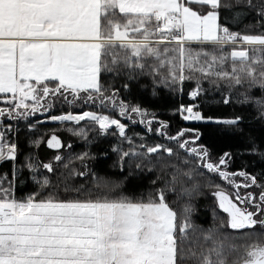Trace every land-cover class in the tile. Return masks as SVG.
Returning <instances> with one entry per match:
<instances>
[{"label": "snow or ice", "instance_id": "1", "mask_svg": "<svg viewBox=\"0 0 264 264\" xmlns=\"http://www.w3.org/2000/svg\"><path fill=\"white\" fill-rule=\"evenodd\" d=\"M222 8L235 10L236 17L253 10L260 34L230 31L220 23ZM236 44L259 45L253 53L264 52V0H0V161L15 162L18 154L19 129L12 121H26L29 130L55 121L84 140L97 125L102 134L114 126L111 134L120 139L113 151L122 170L127 163L129 169L167 171V178L157 175L145 192L129 194L123 180L89 168L93 157L87 151L67 157L57 152L48 162L26 155L20 167L33 173L34 191L17 197L13 180L0 179V264H264V169L229 172L230 153L213 160L206 145L192 146L199 134L186 137L193 130L178 128L170 135L168 121L120 97V89L140 77L151 79L154 94L155 86L182 90L185 81H195L191 97L204 91L202 81L223 83L229 93L245 88L243 102L252 103L264 121V55L250 56ZM252 89L260 95H249ZM56 101L97 110L52 114ZM113 109L167 142L128 135L127 124L105 114ZM174 112L184 120L216 119L191 105ZM37 114L43 120L30 122ZM81 121L86 124L73 126ZM42 142L44 134L29 140L34 147ZM46 143L64 147L56 134ZM248 151L264 158V142L253 140ZM40 168L48 174L40 175ZM16 174L13 163V178ZM237 175L244 180L237 182ZM76 176L85 182L70 183ZM214 177L231 185L235 195ZM241 186L258 191L241 193ZM206 188L215 189L217 207L226 214L213 207L207 228L192 220L191 205ZM177 200L185 201L179 211Z\"/></svg>", "mask_w": 264, "mask_h": 264}, {"label": "trees", "instance_id": "2", "mask_svg": "<svg viewBox=\"0 0 264 264\" xmlns=\"http://www.w3.org/2000/svg\"><path fill=\"white\" fill-rule=\"evenodd\" d=\"M227 2H234V0H227ZM253 2L256 3L257 0H253ZM258 19L253 10H248L246 15L236 17L235 10L221 9L220 23L228 26L230 31H238L241 34H260V28L257 25ZM253 47L260 48V46H247L250 56L264 55V52L260 51L253 53ZM225 51L230 52L231 47H226ZM128 83L129 88L127 90L120 89V97L126 102L137 104L142 108L148 109L150 113L154 112L160 120L168 121L167 131L170 135L174 134L178 128L193 130L186 132L185 136H196L199 134V139L192 146H198L200 144L206 145L213 160H218L225 152L230 153V159L226 158L227 171L229 172H238L244 169L256 173L264 169V158L251 154L248 151L250 143L253 140L257 144L264 142V121L257 118L258 113L252 103L243 102L244 97L241 93L246 91L245 88L237 87L229 93L223 83H221L220 87H216L207 81H202L204 91H201L198 96L193 98L189 93L195 88V81H185L182 90H172L163 86H155V94L153 92L154 85L148 77H140ZM116 85L118 87L120 86L119 80L116 81ZM247 91L251 96L260 95L257 89ZM226 97H228L227 103L224 102ZM181 104L185 106L191 105L195 111H199L205 116H212L216 119L214 121L184 120L179 112H174L175 109L180 108ZM84 110L95 111L97 109L95 107L81 105L79 102L69 105L56 101L55 107L50 111L52 114L58 115L61 112L72 111L73 113H77ZM105 114L115 116L121 119L122 123L127 124L128 128L126 129V133L128 135H132L135 132L145 135L148 142H167L159 133L155 131L148 132L144 124L139 122L132 123L126 117H120L114 109L106 111ZM133 115L135 116V114ZM236 116L242 117V120L237 125H228L219 122ZM38 119L43 120V116L37 114L36 116L30 117L29 121L35 122ZM8 122L10 121L5 120V123ZM11 123H13L14 128L19 129L14 134V138L18 144V154L15 162L11 160L0 161V179L5 181L13 180L17 197L26 196L36 189V184L31 179L33 173L26 167H20L25 163V156L28 154H31L34 160L38 158L40 161L48 162L57 152L67 157L69 154L87 151L93 157L87 160L89 168L96 172L98 176L115 181L123 180V190L129 194L145 192L152 186L150 182L156 179L157 175L167 178V171L160 170L159 166L151 171L147 169L141 171L135 169L134 165L132 169H129L126 163L125 168L122 170L118 163V153L113 151V146L120 139L118 134H111L113 131H116L114 126L109 129L108 134H102L98 132L97 125L89 131L88 140H84L79 136L69 133L66 130L69 125L66 123L61 124L55 121H44L37 125L36 130H29L26 126L27 122L24 120H20L18 123L12 121ZM85 124L86 121L79 122V125L73 122V126H84ZM158 127V123L153 121L152 128L156 129ZM40 134H44L45 142H42L39 147H34L29 144L30 139H35ZM51 134L60 136L64 147L59 150L50 148L46 140ZM134 139L137 140V143L140 142L138 138L134 137ZM69 143L71 147H68ZM124 147L127 148L126 142ZM125 160L127 161V158ZM13 163H15L17 168L15 178L12 176ZM74 166L80 168V161H74ZM129 171H131V175H129ZM39 174L43 175L48 173L43 168H40ZM125 176H127L126 180L124 179ZM238 178L244 180L243 177L238 176ZM214 179L224 189L227 188L228 185L220 180V178L214 177ZM88 180L89 182L91 181V174ZM69 182L78 185L85 181L84 178L76 176L71 177ZM159 184L160 181L158 180L157 186ZM214 190L203 189L202 195H196L191 199V205L193 206L192 220L197 224L203 225L205 228L212 224V208L217 207L218 199L212 195ZM243 190L244 192L258 191L255 187L251 189L243 188ZM230 192L233 193V191ZM169 198L174 199L172 196ZM184 202V200H177L175 207L178 211ZM217 211L220 215H226L218 207Z\"/></svg>", "mask_w": 264, "mask_h": 264}, {"label": "rangeland", "instance_id": "3", "mask_svg": "<svg viewBox=\"0 0 264 264\" xmlns=\"http://www.w3.org/2000/svg\"><path fill=\"white\" fill-rule=\"evenodd\" d=\"M244 46L247 47V46H249V45H247V44H244V45L236 44V45H235V47L237 48V50H240V49L243 48ZM253 46H259V45H253ZM248 51H249V50H248ZM193 98H195V97H193ZM192 108H193V111H195L193 106H192ZM187 114H188V113L185 112V115H187ZM192 120H195V119H192ZM226 160H227V159H226ZM221 167L223 168L224 166L222 165ZM226 170H227V169H226ZM235 179H236L237 182H242V181H243V180H240V179L238 178V176H236ZM225 183H226V182H225ZM226 184H227V183H226ZM227 185H228V184H227ZM225 190L228 191L229 193H231L233 196L235 195V190H234V188H233L231 185H228L227 188H225ZM230 191H233V193L230 192ZM239 191H241V192L244 193L243 186H241V188L239 189ZM217 199H218V198H217Z\"/></svg>", "mask_w": 264, "mask_h": 264}]
</instances>
